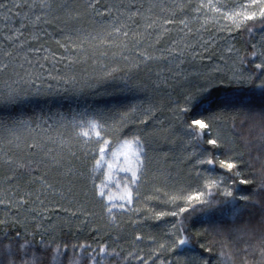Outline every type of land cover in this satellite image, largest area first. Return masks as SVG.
I'll return each instance as SVG.
<instances>
[{"label":"snow or ice","instance_id":"1","mask_svg":"<svg viewBox=\"0 0 264 264\" xmlns=\"http://www.w3.org/2000/svg\"><path fill=\"white\" fill-rule=\"evenodd\" d=\"M0 212V264H264V0H0Z\"/></svg>","mask_w":264,"mask_h":264},{"label":"trees","instance_id":"2","mask_svg":"<svg viewBox=\"0 0 264 264\" xmlns=\"http://www.w3.org/2000/svg\"><path fill=\"white\" fill-rule=\"evenodd\" d=\"M103 2V0H102ZM223 2H227L229 4L234 3V2H239V0H235V1H223ZM53 48H55V45H52ZM205 63H207V61H205ZM137 79L143 81V82H147L146 77L144 75V73H140L139 76L137 77ZM212 91L214 93H220V94H224V93H238V94H242V95H247V97L249 99H252L253 102L257 105H259L261 103V97H260V93L259 90H255V94L254 96L252 95V86L248 85V84H243V83H235V82H228L227 80H225L223 83H218L214 86V88L212 89ZM145 95V93L142 92H136L135 90L133 92L127 93L125 97H121L122 99H127V100H132L133 97L136 98H142ZM177 99H179V97H176ZM112 99L111 97H99L96 99L95 103H99V104H103L105 102V100H110ZM88 103H93V100L91 97L88 98ZM62 105V110L67 111L70 107L73 109H78V110H83L85 107H87V104L85 103V101L83 99L81 100H77L76 98H72L69 97L68 99H64V100H57L53 102V111H55V109L57 107H61ZM47 111V109H46ZM166 115H170V113H157V116H161L163 118V116ZM152 121H149V124H151ZM167 124V121H165V125ZM156 127H163L160 125H157ZM124 132L127 133L128 129H124ZM165 133L161 132L158 137L156 138L154 144H153V148L155 149V152L163 157L162 160V165L164 163H167L169 165H171L173 163V157L177 156L178 153V149L176 147V145H174L173 143H171L170 139H165ZM116 142L113 141V145H115ZM164 154H167V156L165 157ZM97 183H99V178L97 180ZM244 187V186H241ZM148 207H154L157 211L160 210H166L167 209V205L161 204L158 201H149L147 203V205H145V208L142 209L140 215L143 216L145 215V211L146 208ZM97 212L100 211L99 208L95 209ZM115 211L117 213H119V209H115ZM63 215V214H61ZM3 216V213L0 212V217ZM125 221L127 220V217L123 218ZM171 217H165L162 220H144L143 221V225H144V231L148 232V231H155L156 230V225H163L165 223V221H170ZM49 223L48 221L45 222V224ZM126 229L128 228L127 224L125 223L123 225ZM74 227V226H73ZM139 227V226H138ZM199 227V225L197 226ZM31 231V229H30ZM79 236L81 238V240H88L90 239V235L91 233L89 232H82V233H75V231H73V233L71 234V237L68 234L67 229H65L63 232H58L57 236L58 238H63V239H69L75 236ZM40 237L39 235L36 236V240H39ZM70 251V250H69ZM49 256H51V253L48 254ZM207 255V254H206Z\"/></svg>","mask_w":264,"mask_h":264},{"label":"rangeland","instance_id":"3","mask_svg":"<svg viewBox=\"0 0 264 264\" xmlns=\"http://www.w3.org/2000/svg\"><path fill=\"white\" fill-rule=\"evenodd\" d=\"M223 1H235V0H222V2ZM112 148H113V151H115L117 148H119V145L118 144L112 145ZM109 159H111V154L109 155ZM121 159H122V157H121ZM123 175H124L123 173H119L118 177L116 178V184L115 185H112V184L109 185V190L112 193L114 200H116V201L119 200V197L123 191V183L119 179V177H123ZM100 179H103V177L99 176V180Z\"/></svg>","mask_w":264,"mask_h":264}]
</instances>
